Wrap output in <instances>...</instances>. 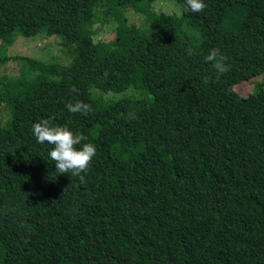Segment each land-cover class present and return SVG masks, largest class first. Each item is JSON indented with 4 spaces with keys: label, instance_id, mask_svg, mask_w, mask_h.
<instances>
[{
    "label": "trees",
    "instance_id": "trees-1",
    "mask_svg": "<svg viewBox=\"0 0 264 264\" xmlns=\"http://www.w3.org/2000/svg\"><path fill=\"white\" fill-rule=\"evenodd\" d=\"M151 1L0 0V50L36 34L75 48L68 63L28 59L29 78L0 76V264H264V89H234L264 69V0L180 15ZM127 3L152 21L144 36ZM111 18L128 45L95 41ZM212 49L231 65L219 78ZM128 88L143 96L94 94ZM77 101L93 111L70 113ZM48 118L96 146L84 183L37 143Z\"/></svg>",
    "mask_w": 264,
    "mask_h": 264
},
{
    "label": "rangeland",
    "instance_id": "rangeland-1",
    "mask_svg": "<svg viewBox=\"0 0 264 264\" xmlns=\"http://www.w3.org/2000/svg\"><path fill=\"white\" fill-rule=\"evenodd\" d=\"M149 8L150 11H154L158 14H177L181 9L177 0H153L144 6ZM125 15L127 17L128 25L130 29L138 36H144L149 30L152 21L149 17L140 12L137 6L133 3H127L122 6ZM182 14V13H181ZM116 20L112 18L108 21H97L94 28L96 34L94 36L95 41H113L116 46H126L127 42H123L117 39L116 36ZM183 31L191 38H197L198 32L192 26L184 23ZM4 49L0 50V76L2 78H29L32 74L38 72L34 69L28 59L33 61L68 63L72 60L75 48L73 44H66L61 36L58 35H45L36 34L32 36L19 35L8 46H3ZM256 82L262 84L264 89V69L261 74L252 76L247 80H243L234 85V89L241 95L246 96L247 93L255 89ZM96 97L102 96L104 99H118L120 97L134 96L142 97L143 93L140 90L128 88L119 93L102 92L95 90Z\"/></svg>",
    "mask_w": 264,
    "mask_h": 264
},
{
    "label": "clouds",
    "instance_id": "clouds-1",
    "mask_svg": "<svg viewBox=\"0 0 264 264\" xmlns=\"http://www.w3.org/2000/svg\"><path fill=\"white\" fill-rule=\"evenodd\" d=\"M205 0H186V6H181L177 14L183 12L198 13L206 8ZM191 54V52H189ZM227 56L219 49L210 50L205 57L207 62H211L217 73V78L231 70V65L227 61ZM107 75V73H105ZM72 92H78L73 86ZM70 113H81L88 115L93 111L90 103L77 101L75 104L69 102L66 105ZM53 118L43 119L32 126V133L39 144L53 145L48 156L55 164V171L58 174L71 173L74 177H79L81 183L85 182V175L89 171L93 157L97 154L96 146L86 142L88 137L83 133H74L67 127L55 126Z\"/></svg>",
    "mask_w": 264,
    "mask_h": 264
}]
</instances>
